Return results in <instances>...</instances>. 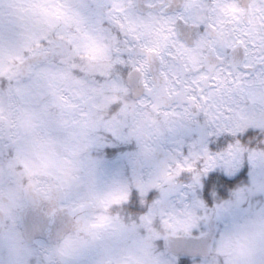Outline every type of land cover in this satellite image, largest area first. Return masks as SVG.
<instances>
[{"label":"clouds","instance_id":"obj_1","mask_svg":"<svg viewBox=\"0 0 264 264\" xmlns=\"http://www.w3.org/2000/svg\"><path fill=\"white\" fill-rule=\"evenodd\" d=\"M0 264H264V0H0Z\"/></svg>","mask_w":264,"mask_h":264}]
</instances>
